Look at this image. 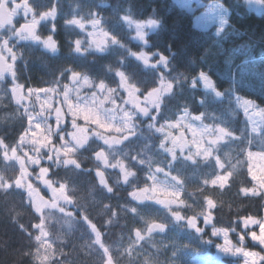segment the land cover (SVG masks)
<instances>
[{"label": "trees", "instance_id": "16d2710c", "mask_svg": "<svg viewBox=\"0 0 264 264\" xmlns=\"http://www.w3.org/2000/svg\"><path fill=\"white\" fill-rule=\"evenodd\" d=\"M26 1L34 17L47 16L37 36L53 39L57 52L12 39L25 16L11 29L0 26V48L11 42L17 54V90H62L77 76L113 89L123 76L140 99L162 79L169 91L149 114L136 117L119 143L90 139L77 148L74 164L59 167L51 150L40 169H27L5 156L28 129L29 110L12 91L16 86L0 79V264H220L204 261L216 251L215 229L231 232L234 242L245 237L248 249L264 254L247 236L259 225H245L264 217V194L256 192L246 158L248 150L264 152V143L251 138L238 103L242 98L264 109V11L247 0H205L229 10L228 26L218 34L196 27V14L175 0ZM10 2L0 6L11 8ZM147 21L157 28L140 43L129 22ZM94 29L107 41L100 52L93 50ZM183 116L230 136L217 148L228 175L224 186L214 184L221 174L214 160L190 162L164 151L157 130ZM69 121L61 122L64 132L73 129ZM24 171L45 199L52 200L44 185L64 189L62 211H37L17 185ZM153 177L168 182L178 199L162 204L145 194Z\"/></svg>", "mask_w": 264, "mask_h": 264}, {"label": "rangeland", "instance_id": "374dc122", "mask_svg": "<svg viewBox=\"0 0 264 264\" xmlns=\"http://www.w3.org/2000/svg\"><path fill=\"white\" fill-rule=\"evenodd\" d=\"M247 1L254 9L264 11V0ZM175 2L188 12L196 14L195 25L200 29H214L218 34H221L228 26L229 10L219 2H206L205 0H175ZM10 3L12 16H25V22L15 31V35L13 34L14 39L19 42L33 41L36 44H41L45 50L56 53L57 45L53 39L43 40L37 36L38 28L47 16L34 17L33 10L26 0H12ZM49 14L48 18L54 17V12H49ZM13 23L10 20L6 25L0 22V26H7L11 29ZM129 23L134 32V38L140 43H144L149 34L157 28L155 21ZM90 36L92 37V46L96 47L93 49L94 51L100 52L102 48L107 47V41L104 40L105 35L98 29H94ZM10 43L6 44L8 49L0 48V56L8 64L9 69L6 75H0V79H9L16 86L12 90L14 92L17 90V84L14 81L13 62H15L17 54L9 45ZM119 81V87L111 89L105 85H96L87 77L77 76L70 77V82L62 90L58 87L20 90L16 97L29 110L27 113L29 125L18 147L12 153L7 154L6 159L15 161L22 168L40 169L44 154L52 150L55 165L59 167L74 164L73 157L77 154V148L86 144L85 141L88 139L97 140L108 146L119 143L126 134H131L135 127L136 117L139 114H149L169 91L168 82L162 79L157 90L144 99H140L137 91L128 84L123 76H120ZM210 84L206 82L207 89H213V87L210 88ZM238 103L240 111L249 122L253 140L260 141L258 136L264 130V109L242 98H239ZM59 117L62 119L59 120ZM66 117L70 119L69 123L73 128L69 132H64L66 125L61 124ZM197 122L199 121L196 119L190 121L187 116H183L177 122L159 128L157 131L164 138V151L166 150L167 153L173 151L178 144L176 141L183 140L184 133L187 137V144L184 137L185 147L180 149L185 150L187 156L191 154L190 158L192 159H214L213 149L209 144L224 140L225 136L220 133L219 137H217L218 134L212 137L210 130H205L202 134L201 129H197ZM246 155L252 178L264 192V153L248 151ZM220 167L224 168L222 164ZM29 177V173L24 171L17 185L29 193L37 211L45 209L62 211L61 204L65 201L64 189L55 190L49 185L43 184L49 189L48 192L52 199L50 201L38 195L30 183ZM227 179V175L220 176L215 185L224 186ZM100 180L104 184L101 175ZM143 191L151 199L160 200L162 204L170 203L173 199L177 200L180 196L173 193L168 182L164 184L156 177L152 178L150 186ZM190 222L195 224L194 220H190ZM258 224L259 230L250 232L248 238L264 252V217ZM245 225L252 228L254 223ZM213 235L218 239L216 251L214 254L205 256L204 259L223 263L224 259L229 258L232 264H264V254L248 249L247 241L243 236L239 238V242H234L229 231L215 229Z\"/></svg>", "mask_w": 264, "mask_h": 264}, {"label": "flooded vegetation", "instance_id": "af4514ba", "mask_svg": "<svg viewBox=\"0 0 264 264\" xmlns=\"http://www.w3.org/2000/svg\"><path fill=\"white\" fill-rule=\"evenodd\" d=\"M11 8L10 7H8L7 6V13H8V15H5V14H2V16L3 17H5V18H3V25H6L8 22H9V20L10 21H12V22H14V20L17 18V17H14V16H12L11 15ZM7 16V17H6ZM13 26H14V23H13ZM5 27H7V26H5ZM12 39H14V36L12 35ZM15 40V39H14ZM28 41V40H27ZM8 42H6V44H7ZM10 46L12 45V44H9ZM4 48L6 49L7 48V46L6 45H4ZM8 49V48H7ZM1 58H2V56H1ZM3 59V58H2ZM1 60V59H0ZM14 63V62H13ZM9 70V69H8ZM19 91L20 90H15L14 91V94H15V96H17V94L19 93ZM90 139H88L87 141H89ZM87 141H85V142H87Z\"/></svg>", "mask_w": 264, "mask_h": 264}, {"label": "water", "instance_id": "95a60500", "mask_svg": "<svg viewBox=\"0 0 264 264\" xmlns=\"http://www.w3.org/2000/svg\"><path fill=\"white\" fill-rule=\"evenodd\" d=\"M7 12H6V9H5V7H3V8H1L0 9V17L3 19V18H5V17H3L2 16V14H6ZM7 17V16H6ZM7 71V66H6V64L3 62V61H1L0 60V72L1 73H5Z\"/></svg>", "mask_w": 264, "mask_h": 264}]
</instances>
